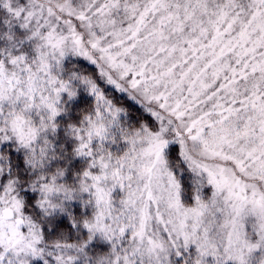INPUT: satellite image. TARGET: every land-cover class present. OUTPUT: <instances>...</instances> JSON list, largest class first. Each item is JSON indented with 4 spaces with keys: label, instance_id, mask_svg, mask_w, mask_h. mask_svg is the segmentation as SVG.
I'll list each match as a JSON object with an SVG mask.
<instances>
[{
    "label": "snow or ice",
    "instance_id": "obj_1",
    "mask_svg": "<svg viewBox=\"0 0 264 264\" xmlns=\"http://www.w3.org/2000/svg\"><path fill=\"white\" fill-rule=\"evenodd\" d=\"M0 264H264V0H0Z\"/></svg>",
    "mask_w": 264,
    "mask_h": 264
}]
</instances>
